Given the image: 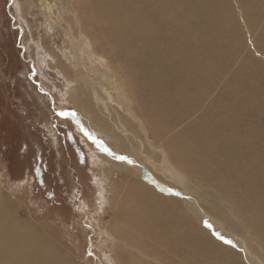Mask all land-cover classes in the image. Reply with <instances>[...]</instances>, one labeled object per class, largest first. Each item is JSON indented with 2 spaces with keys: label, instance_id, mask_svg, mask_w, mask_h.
<instances>
[{
  "label": "rangeland",
  "instance_id": "1",
  "mask_svg": "<svg viewBox=\"0 0 264 264\" xmlns=\"http://www.w3.org/2000/svg\"><path fill=\"white\" fill-rule=\"evenodd\" d=\"M44 1L42 5L40 0H13L12 4H9L10 0H0V239L8 234L15 238L18 245L24 244L23 233L14 230L16 223L21 228L28 225L36 227L37 231H46L45 225L50 228L56 226L58 235L49 231L48 239L64 250L62 254L69 257L66 264H122L120 260L142 264L141 257L135 255L136 251L134 254L126 250L123 244L112 241L106 233H113L112 229L117 232L122 228L124 219L117 216L120 209L114 211L109 205L114 196L111 181L108 179L106 183L104 179L109 166L101 157L103 155L94 153L93 147L97 142L93 143L77 123L82 121L84 125L82 118L92 108L99 112L98 115L89 114L97 127H110L112 124L93 101L87 87L84 89L75 81L79 70L70 67L67 60L70 51L63 32L50 20L57 17L58 12L53 11L59 10L58 17L64 19V26L76 28L74 12H68L70 6L66 0ZM79 1L86 6L95 0ZM159 1L156 14L150 20L162 23L164 30L167 28L168 42L163 45H158L151 34L160 33L161 29L150 30L146 34L139 20L133 24L125 19L121 25V31L129 32L130 36L135 32L138 35L136 40L129 36L120 39L121 31L113 29L102 31L95 28V31L88 30L87 35L95 50L99 53L101 47L108 64L121 77L125 76L127 83L130 82L131 98L139 100L143 106L149 104L151 139L158 147L168 151L180 149L178 139L181 137L197 143L195 146L186 142L187 146L195 147L194 151L190 148L194 153H190L191 160L185 161L180 152L170 151L172 158L169 161L186 177L188 188L208 215L222 222L227 231L246 238L251 251L264 262V161L255 167L252 165L255 163L253 156L259 158L264 154V0ZM46 2L47 5L50 2L54 4L57 10H49ZM110 2L122 5L120 0ZM93 12L95 14V10ZM112 14L115 13L107 9L106 16ZM133 42H136L134 46ZM111 48L114 51H108ZM131 58H136L135 64L140 65V71H134L133 65H136L129 63ZM123 70L125 75L119 72ZM140 80L151 85L145 88ZM76 84L79 86L75 96ZM78 91L82 95L79 96ZM209 103L222 105L209 106ZM228 103H235V112L229 111ZM116 109L127 124V115ZM60 112H74L76 117H63L58 115ZM231 114L247 120L236 123L240 130L251 127L257 134L254 153L252 150L245 155L239 146L224 148L219 142L204 141L203 145L196 137L192 139L189 136L194 129L198 134L201 129H207L212 119L221 126L225 125L222 116ZM169 121L176 123L165 134L162 129ZM115 132L118 133L116 129ZM90 133L95 139L106 141L119 150H115L116 153L125 155V151L116 148V138L99 135L96 131ZM128 134H131L130 131ZM186 136L188 138H184ZM22 141L24 147H21ZM123 142L127 152L144 153V158L153 156L148 160L149 163L151 161L147 163L149 166H145L154 172L160 183L174 190L179 189L161 169V157L153 154L145 141L142 148L136 150H132V144L125 138ZM32 146H36L37 150L30 149ZM29 150L30 158L27 157ZM202 152L210 155H203ZM241 153L244 155L241 156ZM212 155L215 157L212 158ZM219 155L232 160L233 164L227 172L223 169L217 171ZM181 162L182 171L177 165ZM47 166L51 171H45ZM122 174L139 186L149 188L155 199L163 201L161 209L169 212L170 247L167 252L163 248L159 251L166 253L165 258L170 260V264H246L241 251L217 239L199 222L193 210L187 209L184 199L162 191L139 175ZM120 175L119 183L127 185ZM141 201L149 202L150 199L143 198ZM112 221V224L118 222V226L114 225L111 229ZM116 239L124 241L119 237ZM3 257L4 254L0 253V259Z\"/></svg>",
  "mask_w": 264,
  "mask_h": 264
},
{
  "label": "bare ground",
  "instance_id": "2",
  "mask_svg": "<svg viewBox=\"0 0 264 264\" xmlns=\"http://www.w3.org/2000/svg\"><path fill=\"white\" fill-rule=\"evenodd\" d=\"M66 1L68 2V5L70 6L68 12L69 11L74 12L73 14L75 17V19H74L75 21H73V20L72 21H73V23L75 22L78 27L76 26V28H74L75 26L73 27V26L69 25V28H71V29L66 28L63 24L64 19L62 20V19H59V17H58L59 10H57L56 7H53L54 4H52L51 2H50V5H47V2H46V5L48 6L49 10H52L53 8H55L57 11H53V12H55V13L58 12L57 17H55L54 19H50V18L49 19L51 20V22L54 26H57L63 32V35H64L63 37L66 41L65 44H68L66 47L69 49L68 51H70L69 52L70 55H68V59H67L69 64H70V67H72L76 71L79 70V77L77 76L78 75L77 74L76 76L78 78H76L75 81L77 83H79L80 87H82V88L87 87V91L92 96L91 98H93V101H95L96 105L100 107V109H101L100 111L103 110V113L109 117L111 124H112V126H110V127H106L104 125H103V127H100V126L97 127L93 123V121L91 119V115H89V114L98 115L99 112L97 110L93 111L94 109H92V108L90 111L87 110L86 115H84L85 116L84 118L78 116L79 118H82L84 120L83 121L84 125L82 124V121L79 118H77V119L80 120L81 122L80 123L76 122L78 124V126L81 127V129H83L84 134L85 133L88 134L87 135L88 138L90 140H92L93 143L97 142V144L96 145L94 144V147H93L95 149L94 153L96 155H98V154L103 155L101 157H103V159L105 160V163L108 164V166H109V167H106V172L104 171L105 172V178L104 179H105L106 183L108 182V179L111 181V187L113 188L114 196L112 197L113 199L109 198L110 201L111 200L112 201L110 203L109 202L108 203H109V205L110 204L112 205V209L114 211H117V209H120L117 213V216L120 219H124L122 228L118 229L117 232L114 231L112 228L114 227V225H115V227L118 226L117 225L118 222L117 223L114 222V224H112L113 223V221H112L111 222V229H112L113 233L106 232L107 235H109L110 238L112 239V241L114 240L117 244H119V245L123 244L126 247L125 248L126 250H129V251L133 252L134 254L136 251L137 254H135V255H138L141 257L142 264H170V260H167L165 258L166 253L162 254L159 251L162 248L166 251V249H168L170 247V218L168 216L169 212L162 210L160 207V206H162L161 202H163V201L155 199L153 196L154 194H152V191L149 188L146 189L142 186H139V184L135 183L136 181L135 182L130 181L131 179L127 178V176H124V174L120 175L121 173L125 172L129 175L132 174V176H138L139 175L142 178L143 167H146L145 165L147 163L148 164L151 163V161L149 163L148 160H150L153 156L150 155L151 158H149V157L144 158V157H142L144 155V153L143 154L141 153V155H140V152L138 154L127 152L128 151L127 147H126V149L123 148L124 147L123 138H125L129 143L132 144V150H136L137 148L141 149L142 145L145 143L149 147V150L153 154H155V155L158 154L161 157V169L163 170L165 175L167 174V176L170 177V179L173 180L175 182V184L179 187V189H177V188L175 190L173 189L175 191V194H179V197H181L182 199H184V201H186L187 209L193 210L194 214H196L199 217V219H200L199 222L203 226H206L205 228H207L212 233L218 232L225 239L232 241V243L236 247V249L241 251L242 259L244 260V262L246 264H264V262L261 261L255 255V253H253L251 251V248L249 247L250 243L246 238L240 237V235H236V234H233V233L227 231L222 222H220V221L216 220L215 218L211 217L210 215H208V213L199 205L198 199H196L193 192L188 188L187 183L185 181L186 177L184 175H182V173L179 172V170L177 168H175L173 166V164L169 161L172 158V157H170V153H169L170 151H173L174 153H177V151L180 152L185 161L191 160L190 153H193V152H192V150H190V148L193 149L195 147L187 146L186 142L189 145H195V146L197 143H195L194 140L185 141L181 137L180 139H178V145H179L180 149L173 148V150L168 151V149L164 150V149L158 147V145H156L153 142V140L151 139L150 132L152 131L151 130L152 126L151 127L149 126V120H150L151 115L149 114V111L147 109L149 107V104L146 103V105L143 106L139 102V100H137L135 98H131L130 93H129V88H130L129 83L130 82L127 83L125 76H124V78L121 77L120 73L116 72L115 71L116 69L108 64V60L105 57L106 53L105 54L102 53V50H101V47L99 44H98L100 47L99 53L95 50L94 45L92 44V41L89 39V37L87 35L88 30L95 31L94 30L95 28L102 30V31L108 30V29H113L115 32H118V31H121V25H122L123 20L127 19L128 23H133V24L139 20V22H141V24H142V29H143V31L146 32V34H147V32H150V30H160L161 29L159 31L160 33L152 32L151 34L156 38L157 44L162 43V45H163L164 42L168 40L167 36L169 34L167 32V28H166V30H164V29H162V27H163L162 23L152 22L150 20L151 17L156 14V6L158 5L157 1H159V0H120L122 2L121 6L113 5V3L110 2V0H95V1H91V3L86 5V6L85 5L82 6L79 0H66ZM164 1H166V0H163V2ZM40 2L42 5H44V3H45L44 0H40ZM62 2H64V1L62 0ZM67 2H65V3H67ZM81 2L83 4L86 3L84 1H81ZM245 2H246V0H245ZM25 3H26V1H25ZM31 4L32 3H30V5ZM109 4H112V5H109ZM42 7H44V6H42ZM57 7H58V5H57ZM158 7H160V5ZM248 7H247V9H248ZM30 8L32 9L33 7H30ZM189 8H192V7H189ZM107 9L109 12L115 13V14L111 15L112 18H110L111 16L110 17L106 16ZM167 9H169V7ZM211 9H213V8H211ZM93 10H95V14H94ZM178 10L179 11L181 10L183 12L182 9H178ZM174 11H175V9H174ZM252 11H255V9ZM175 12H173V13H175ZM24 13H25V10H24ZM174 16H176V15H174ZM68 22L70 24L69 20H68ZM89 22L92 24H90ZM167 23H168V21H167ZM188 25H189V23H188ZM218 25H220V24H218ZM228 25H229V22H228ZM167 26H169V25H167ZM220 26H222V24ZM174 28L176 30V27H174ZM211 29H212V27H211ZM187 32H189V30ZM126 36L131 37L133 40H136L138 37V35L135 32H133V34L130 36L129 32L121 31L120 39L124 38ZM109 39H110V35H108V40ZM111 43H112V41H111ZM115 43H116V41H115ZM115 43H113V45ZM135 43L136 42H133V46L135 45ZM109 45L112 46V44H109ZM166 49L168 51L167 46H166ZM108 51L111 52V51H114V49L111 48V50H108ZM110 52H109V54H111ZM209 53L211 54V52H209ZM183 55H185V54L183 53ZM172 56H173V53H172ZM177 56H179V54ZM121 57H123V56H121ZM52 58H54V56ZM170 58H171V56H170ZM192 59H194V57H192ZM203 59L205 60V57ZM188 61H190V60H188ZM53 63H55V62H53ZM129 63H131V65L137 63L136 58L129 59ZM117 64H118V62H117ZM194 65H195V63H194ZM200 65H201V63H200ZM133 68L135 69L134 71H136V72H138L137 70L140 71V65L139 66L136 65L135 67L133 65ZM119 72L123 73L122 75H125V73H126L124 70L119 71ZM129 72H130V70H129ZM196 73H197V71H196ZM201 74H203V73H201ZM203 77H205V75ZM139 83L142 84L143 87H145V88H147L148 85H151L148 81H143V80H140ZM71 84H73V83H71ZM76 85H77V87H75L73 95H75L76 91L78 90L79 85L78 84H76ZM134 90H133V92H134ZM81 91H78L79 96L81 94ZM83 94H85V93H83ZM168 102H169V100H168ZM212 105H220L221 106L222 103H211L209 106H212ZM226 106L229 107V111H232V112L236 111L235 103L234 104L228 103ZM151 107H152V105H151ZM180 107L181 106H179V109H181ZM194 107H195V105H194ZM116 108H118L119 111L124 112L127 115V124L125 123L122 115L119 114V112ZM210 109H212V108L210 107ZM82 112H83V110H82ZM142 112L144 113V115ZM203 113H205V112H203ZM205 115H206V118H208V116H209L208 111H206ZM222 119L224 120L225 125L221 126L216 122V120L212 119L211 122L208 123V127H207V124L205 125L207 127V129H201L199 134L196 131L197 129H194L192 131V134L189 136L192 139H194L196 137L203 145H204V141H207V142L212 141V142H217V143L219 142L218 144H221L224 148L228 147V146H231L233 148H237V146H239L240 150L245 155L248 153V151L251 152L252 150L254 153V149H256V144H257L256 143L257 142L256 138L258 137L257 134L254 133V131H253V129H251V127H248L247 129H244V130H240L236 126L237 122L244 121L245 119L239 118L235 114H231L228 116H222ZM245 121H247V120H245ZM175 123L176 122H174V121H171V123H170V121L166 122L165 123V129L163 128L162 132L167 134L169 129L174 128ZM198 123H201V122H198ZM202 124H204V123H202ZM160 126L161 125H159V127ZM115 129L118 131V133L115 132ZM219 130H222L223 133H218ZM91 131L92 132L96 131L97 133H99V135H106L107 134L108 137L110 136V137H114V139L116 138L118 140L116 148L122 149L123 151H125L126 152L125 155H120V154L116 153L115 152L116 149L112 148L108 144V142H106V141L104 142L100 139L99 140L95 139L93 137L92 133H90ZM128 131H130L131 134H128ZM185 135H187V134H185ZM184 138H188V136H186ZM142 142H144V143H142ZM163 146H165V145H163ZM202 146H201V148H202ZM105 148L108 149L107 152L103 150ZM116 151H119V150H116ZM193 151H194V149H193ZM255 152H256V155H259L258 151H255ZM202 153H203V155H205V154L210 155V153H208V152H206L205 154H204V152H202ZM202 153H201V155H202ZM242 153H241V156L244 155V154L242 155ZM193 154H192V156H193ZM198 154H200V153H198ZM203 155L201 157H203ZM214 155H212V158ZM117 156H124L127 159L126 160H119V159H116ZM260 156L261 157H259V158L253 156L252 159L255 160V163L252 162L253 163L252 165L254 167L258 166L257 164L264 161V154L260 155ZM249 160H251V159H249ZM212 161H214V160H212ZM231 161H232L231 158L227 159L226 157H223V158L221 156L218 157V162L215 161L217 164V168L219 169L217 171L221 172L220 169H223L225 171L228 170L230 168V166L233 164ZM207 162L209 163V161H207ZM185 163H187V162H185ZM177 165L179 166V169H181V171H182V169H184L182 162L177 163ZM112 166L114 167V169H112ZM153 166H155V165H153ZM206 169H207V167H206ZM150 172L154 173V172H152V170H150ZM118 175H120L121 180L127 182V185H122L119 183V176ZM138 179H140V178H138ZM151 183L154 186H157L159 188L157 183H155L153 181ZM159 189H161V188H159ZM113 191H112V193H113ZM162 191H164V190H162ZM143 198H149L150 201L149 202L141 201ZM109 205H107V206H109ZM158 206L160 207L159 209H158ZM104 224H105V222H104ZM19 225L20 224H17V223L14 224V230L17 231L18 233L20 231H21V233H23L22 235L24 237V244L18 245L14 240L15 238L8 236V234L6 236H4L3 238H1L0 239V242H1L0 253H3L4 257L0 259V264H66L67 258H69V257L68 256L65 257L62 254L64 252V250L60 249L58 245H55L52 242L53 240L48 239L50 237L49 231L55 232L54 233L55 235L57 234V230H56V228H54L56 226H54L53 228H50L49 226L45 225L46 231L44 229H40L39 231H37L36 227L28 225L27 227L21 228ZM47 225H49V224H47ZM119 225H121V224H119ZM208 225H211V227H208ZM135 226H137V228H135ZM2 228H4V227H2ZM25 228H26V230H28L30 232L25 231L24 230ZM129 228H134V230L128 231ZM114 237H116V238L119 237L120 239H123L124 241L118 240ZM110 238H109V240H111ZM153 242H155V243H153ZM157 244H159L160 246H158ZM116 246H118V245H116ZM2 247H4V248H2ZM120 248H121V246H120ZM120 263L130 264V263L123 261V260H120Z\"/></svg>",
  "mask_w": 264,
  "mask_h": 264
},
{
  "label": "water",
  "instance_id": "3",
  "mask_svg": "<svg viewBox=\"0 0 264 264\" xmlns=\"http://www.w3.org/2000/svg\"><path fill=\"white\" fill-rule=\"evenodd\" d=\"M13 0H10L9 4H12ZM24 49V48H23ZM142 179L146 182H155L158 184L159 188H161L162 190L166 191V192H171V194H175V191L171 188H169L168 186L160 183L156 177L153 175V173L150 172L148 167H143L142 170ZM179 196V194H176ZM227 240V239H226ZM223 242V241H222ZM230 245L234 246L233 243H231Z\"/></svg>",
  "mask_w": 264,
  "mask_h": 264
},
{
  "label": "snow or ice",
  "instance_id": "4",
  "mask_svg": "<svg viewBox=\"0 0 264 264\" xmlns=\"http://www.w3.org/2000/svg\"><path fill=\"white\" fill-rule=\"evenodd\" d=\"M58 115L60 116H63V117H68V116H72V117H75V113L74 112H60L58 113ZM83 131V129H82ZM86 135H88L87 133H85ZM104 151H108V149H103ZM116 159H119V160H126L127 158L124 157V156H117ZM207 223V222H206ZM208 227H211V225H208ZM213 235H215L217 237V239L223 241L225 244H231L232 241L230 240H226L220 233L218 232H214Z\"/></svg>",
  "mask_w": 264,
  "mask_h": 264
},
{
  "label": "trees",
  "instance_id": "5",
  "mask_svg": "<svg viewBox=\"0 0 264 264\" xmlns=\"http://www.w3.org/2000/svg\"><path fill=\"white\" fill-rule=\"evenodd\" d=\"M24 145H25V143L22 141V143H21V147H24ZM31 148H34L35 151L37 150L36 146H32V147H30V149H31ZM27 157H28V158L31 157V155H30V150H29V152H28ZM32 164H33V163H32ZM28 168L31 169V165H30V164L28 165ZM32 171L35 172L36 170L32 167ZM45 171H46V172L51 171V168H50L49 166H47L46 169H45ZM37 176H38V175H37ZM50 203L54 204L53 202H50Z\"/></svg>",
  "mask_w": 264,
  "mask_h": 264
}]
</instances>
